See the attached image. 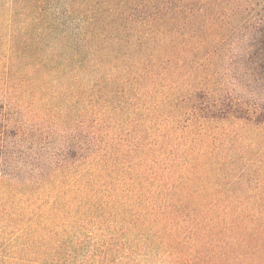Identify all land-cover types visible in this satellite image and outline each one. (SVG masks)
<instances>
[{"label":"rangeland","instance_id":"rangeland-1","mask_svg":"<svg viewBox=\"0 0 264 264\" xmlns=\"http://www.w3.org/2000/svg\"><path fill=\"white\" fill-rule=\"evenodd\" d=\"M6 3L0 0V171L12 170L16 179L27 182L29 171L36 175L45 156L57 152L65 135L83 147L92 139L96 150L117 167L115 177L124 178L131 196L141 191L144 202L145 213L133 207L132 214L123 215L117 209L100 218V212L94 211V216L73 226L65 224L59 233L77 254L72 262L81 263L96 241L117 245L119 251H112L110 260L120 258L122 264L130 257L133 264H264V128L233 117L198 122L182 113L175 123L173 111L164 121L161 145L165 153L162 169L156 170L153 143L158 130L147 88L133 81L132 75L115 74L121 86L117 94H111L110 72H101L95 79L83 68L66 67V57L44 47L49 39L26 42V47L24 42L9 41ZM241 52L227 45L213 62L223 61L234 71ZM169 56L175 64L184 59L202 61V55L186 57L181 49ZM185 69L174 70L171 81L185 82ZM90 86L99 91L98 105L89 104ZM152 183L161 187L158 190L178 217L148 215L146 201L156 188ZM25 188L0 192V201L10 196L42 198V193ZM7 206V221L13 219L10 211L22 212L18 201L10 200ZM24 222L2 230L0 239L6 253L33 258L27 235L35 227ZM100 233L107 235L98 238ZM46 242H40L42 254Z\"/></svg>","mask_w":264,"mask_h":264},{"label":"trees","instance_id":"trees-1","mask_svg":"<svg viewBox=\"0 0 264 264\" xmlns=\"http://www.w3.org/2000/svg\"><path fill=\"white\" fill-rule=\"evenodd\" d=\"M6 13L9 41L24 42L26 47V42L49 39L44 47L57 57H66V67L83 68L95 79L101 72H110L107 82L111 94H117L121 86L115 74L132 75L133 81L147 88L158 130L153 143L156 170L162 169L165 153L161 145L164 121L173 111L175 123L182 113L198 122L233 117L264 128V0H7ZM227 45L230 50L242 51L240 63L231 72L223 61L213 62ZM175 49H181L186 57L202 55V61L184 59L175 64L169 56ZM183 68L185 82L171 81L173 71ZM181 83L185 86L179 87ZM90 89L89 104L98 105L99 91ZM67 137L57 152L45 156L36 175L29 171L27 182L21 183L12 170L0 171L1 193L17 191L20 186L26 187V192L42 193L41 199L10 196L0 201V233L24 221L35 227L27 235L33 258L6 253L0 239V264H74L72 258L77 254L72 243L59 233L65 224L73 226L94 216V211L100 212V218L117 209L123 215L132 214L133 207L145 213L141 191L131 196L124 178L115 177L118 169L114 163L96 150V140L83 147ZM151 187L156 188L146 201L148 215L174 213L158 190L161 187L155 183ZM10 200L18 201L22 212L10 211L13 219L7 221ZM172 217L178 216L174 213ZM41 241L47 243L43 254ZM112 251H119L117 245L95 241L79 264H122L120 258L110 260ZM133 263L130 257L127 264Z\"/></svg>","mask_w":264,"mask_h":264}]
</instances>
